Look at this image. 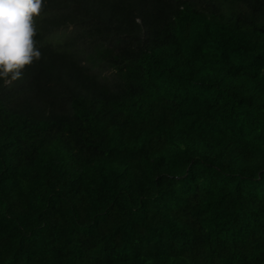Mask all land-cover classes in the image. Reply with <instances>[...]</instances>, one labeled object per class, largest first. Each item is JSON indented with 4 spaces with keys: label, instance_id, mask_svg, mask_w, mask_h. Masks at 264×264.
<instances>
[{
    "label": "trees",
    "instance_id": "1",
    "mask_svg": "<svg viewBox=\"0 0 264 264\" xmlns=\"http://www.w3.org/2000/svg\"><path fill=\"white\" fill-rule=\"evenodd\" d=\"M0 87V264H264V0H44Z\"/></svg>",
    "mask_w": 264,
    "mask_h": 264
},
{
    "label": "clouds",
    "instance_id": "2",
    "mask_svg": "<svg viewBox=\"0 0 264 264\" xmlns=\"http://www.w3.org/2000/svg\"><path fill=\"white\" fill-rule=\"evenodd\" d=\"M44 0H0V87L22 75L41 56L37 20Z\"/></svg>",
    "mask_w": 264,
    "mask_h": 264
}]
</instances>
